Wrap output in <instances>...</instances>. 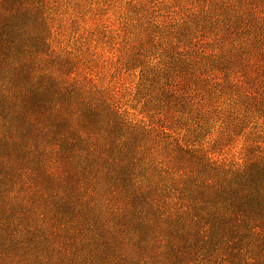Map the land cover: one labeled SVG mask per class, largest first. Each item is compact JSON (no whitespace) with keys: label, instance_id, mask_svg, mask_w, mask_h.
Here are the masks:
<instances>
[{"label":"trees","instance_id":"obj_1","mask_svg":"<svg viewBox=\"0 0 264 264\" xmlns=\"http://www.w3.org/2000/svg\"><path fill=\"white\" fill-rule=\"evenodd\" d=\"M48 5L0 0V264H81L55 244L80 233L114 264H264L262 139L253 130L238 151L216 157L234 124L199 146L213 104L182 77L239 75L230 82L241 85L244 69L223 66L264 60V0H235L231 48L205 29L175 36L158 77L171 105L139 109L51 47ZM153 79L143 67L133 100ZM251 97L238 106L252 110ZM49 229L48 246L35 240Z\"/></svg>","mask_w":264,"mask_h":264},{"label":"rangeland","instance_id":"obj_2","mask_svg":"<svg viewBox=\"0 0 264 264\" xmlns=\"http://www.w3.org/2000/svg\"><path fill=\"white\" fill-rule=\"evenodd\" d=\"M47 2L50 6L48 16L53 18L51 47L68 56L78 71L88 73L93 69V73L88 75L103 82L104 85L115 86L125 95V99L138 109L141 103L148 100L171 105L169 96L163 88V79L158 77L167 76V73L160 69L162 66L160 51H165L163 48L167 49L170 41L176 43L175 36L185 38L186 34L205 29L217 33L219 39L217 46L225 48H231V44L234 45L238 38V32L233 27V16L237 15L233 10L235 0H47ZM123 54L127 57L132 55V60L127 65L119 66L117 62ZM229 60L232 62H225L223 67L230 65L233 71L244 69L240 75L241 85L235 86L230 82L231 78L236 79L239 75H231L219 81L213 79L214 76L212 79L208 77L207 81H197L193 76L190 78L188 74L182 75L188 85L192 80L196 81L200 92L205 93L213 104L211 108L214 111L201 131L199 146L208 148L224 126L234 124L239 126L234 134L230 128L226 130L232 136L229 137L225 153L216 154L219 158L238 151L245 135L253 130L262 139L261 145H264V60L259 56H255L249 62L248 59L233 60L232 57ZM143 67L148 68L155 79L133 100L135 97L133 92ZM243 93L253 95L255 101L251 97V102L256 104L252 103V110L245 111L244 106H238L241 100L238 97ZM130 104L122 109L137 113L138 110ZM219 115L221 116L218 117ZM224 116L228 121L221 119ZM12 222L16 223L14 220ZM52 228L63 229L60 226ZM52 233L53 231L49 229L47 238L35 240L48 246L47 240L52 241ZM84 235L83 233L78 237L68 235L70 238L65 239V242L55 244L63 249L72 248L76 251L77 256L81 258V264H114V261L104 259L106 254L97 258V247L86 244L82 240ZM107 255L113 256L114 253Z\"/></svg>","mask_w":264,"mask_h":264}]
</instances>
